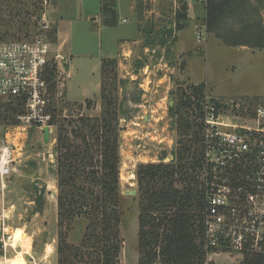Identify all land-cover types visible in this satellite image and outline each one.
Instances as JSON below:
<instances>
[{"label":"rangeland","instance_id":"obj_1","mask_svg":"<svg viewBox=\"0 0 264 264\" xmlns=\"http://www.w3.org/2000/svg\"><path fill=\"white\" fill-rule=\"evenodd\" d=\"M187 1L192 7L189 26L196 21V26L202 24L204 5L196 0ZM129 2L134 16L127 7ZM99 7L100 0H56L47 6L42 0H1L0 38L3 41L27 38L39 28L42 14L52 29H56L57 23L62 38L57 40L56 29L48 68L53 65L55 71L61 68L64 86L60 96L54 84L50 85L47 111L51 115L55 112L57 120L66 117L70 121L78 116H99L100 62L105 58L114 59L110 57L117 53V39L138 27L139 39L132 44L133 51L126 61L121 58L123 63L117 61V81L112 79V69L104 85L107 91L117 90L121 111L119 185L122 198L118 228L121 250L117 264H138L136 171L141 164H168L175 160L179 139L174 116L177 94L189 85L181 77L184 64L173 51V36L167 39V30H159L175 22L181 3L178 0H118L115 28L103 26ZM231 59L226 65L233 64L234 68L220 73L223 89L230 91V97L217 99L244 103L251 110L264 107V48L236 54ZM201 72L198 69L197 73ZM205 92L215 98L208 90ZM246 95L249 97H243ZM88 100L90 108H87ZM170 101H173L172 107ZM21 111L20 103L0 98V146L8 145L11 151V173L0 182V262L57 264V189L53 174V170L56 173V127L51 128L49 139L44 142L41 129L24 127L16 119ZM128 191L136 194L125 195ZM242 259V255L232 251H216L208 256L206 264H240Z\"/></svg>","mask_w":264,"mask_h":264},{"label":"trees","instance_id":"obj_2","mask_svg":"<svg viewBox=\"0 0 264 264\" xmlns=\"http://www.w3.org/2000/svg\"><path fill=\"white\" fill-rule=\"evenodd\" d=\"M178 1L181 7L175 25L185 29L189 26L187 5ZM204 6L206 32L225 46L264 48V0H206ZM100 13L104 27H116V0H100ZM163 28L159 30L172 32ZM51 40L56 42V29ZM116 67V59L101 60L99 116H78L70 121L63 117L60 121L52 111L50 125L56 127L57 264L118 263L121 111L117 90L104 87L112 69V79L117 81ZM55 70L54 65L47 68V82L54 79ZM205 90L204 84L188 85L177 94L175 160L137 168L138 264H206L200 222L202 194L196 178ZM242 258L240 264H264V254L246 251Z\"/></svg>","mask_w":264,"mask_h":264},{"label":"built area","instance_id":"obj_3","mask_svg":"<svg viewBox=\"0 0 264 264\" xmlns=\"http://www.w3.org/2000/svg\"><path fill=\"white\" fill-rule=\"evenodd\" d=\"M56 0H42L45 6ZM205 5L206 0H196ZM1 3V0H0ZM42 9V8H41ZM27 38H0V98L21 104L16 119L24 127H49L50 84L62 95V70L49 83L46 72L52 26L44 14ZM205 25L195 27L202 43ZM57 93V91H56ZM206 97L202 103L201 154L196 178L202 194L200 222L206 259L216 251L264 254V107L251 110L234 100ZM217 102H219L217 104ZM10 146H0V182L11 173Z\"/></svg>","mask_w":264,"mask_h":264},{"label":"crops","instance_id":"obj_4","mask_svg":"<svg viewBox=\"0 0 264 264\" xmlns=\"http://www.w3.org/2000/svg\"><path fill=\"white\" fill-rule=\"evenodd\" d=\"M117 1L116 0V12H117ZM163 1H171V0H163ZM187 5V18L189 19V25L192 20V16L190 13V4H188L187 0H182ZM129 2L127 7L129 8L130 14L135 15L134 8ZM100 11V7H99ZM205 17V6L203 11V19ZM202 19V21H203ZM118 20V19H117ZM122 22H126V18H122ZM203 23V22H202ZM137 24V23H136ZM197 21L192 24V27L185 29H177L175 22L172 24H168L166 29H172L171 33H165V38H169L170 35L173 36L174 42L172 44L173 51L179 60H183L184 68L180 70L182 78L186 80L189 85H200L204 84L206 90L209 91L211 95L215 98H228L230 97V91L228 89H223V78H220V73H225L229 71V69L234 68L233 64H228V61H231V56L240 55L246 52H253V49H250L245 46L239 47H228L225 46L219 39H217L213 34L206 33L204 41L202 43H197L195 40V27ZM137 26V25H136ZM57 29V40H61L62 31L58 29V25H55ZM134 30L131 32L128 31V34L124 36H120L117 40L119 41V47L117 53L113 54L110 58H114L118 62L121 61V58L126 61V57L128 54H131L133 51L132 44H136L138 42L137 39L139 32ZM169 43V41L167 42ZM132 45V48L130 46ZM62 46V42H60L59 48ZM117 62V63H118ZM101 63V62H100ZM118 65V64H117ZM202 65V67H200ZM199 66V67H198ZM229 66V67H228ZM70 67V63H69ZM198 69L201 70V73H197ZM100 75V69H99ZM101 82V80H100ZM100 89V87H99ZM100 92V91H99ZM252 96V95H250ZM249 97V96H243ZM87 98V97H85ZM89 98V97H88ZM77 102V101H76Z\"/></svg>","mask_w":264,"mask_h":264},{"label":"water","instance_id":"obj_5","mask_svg":"<svg viewBox=\"0 0 264 264\" xmlns=\"http://www.w3.org/2000/svg\"><path fill=\"white\" fill-rule=\"evenodd\" d=\"M66 68H67V66H66ZM169 105L172 107V105H173V101H170V103H169ZM42 132H43V141L44 142H47L48 141V139H49V134H50V130H49V127H44L43 129H42ZM53 174L55 175L56 173H55V170H53ZM125 195H128V196H132V195H135L136 194V192L135 191H128V192H126V193H124Z\"/></svg>","mask_w":264,"mask_h":264},{"label":"bare ground","instance_id":"obj_6","mask_svg":"<svg viewBox=\"0 0 264 264\" xmlns=\"http://www.w3.org/2000/svg\"><path fill=\"white\" fill-rule=\"evenodd\" d=\"M132 177H133V175H132ZM49 247V246H48ZM0 264H4L3 262H0ZM7 264V263H6Z\"/></svg>","mask_w":264,"mask_h":264}]
</instances>
